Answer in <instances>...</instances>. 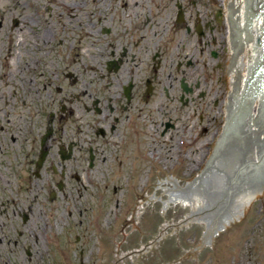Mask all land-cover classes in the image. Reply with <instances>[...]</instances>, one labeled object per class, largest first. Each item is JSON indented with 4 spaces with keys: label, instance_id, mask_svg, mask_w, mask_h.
<instances>
[{
    "label": "rangeland",
    "instance_id": "1",
    "mask_svg": "<svg viewBox=\"0 0 264 264\" xmlns=\"http://www.w3.org/2000/svg\"><path fill=\"white\" fill-rule=\"evenodd\" d=\"M210 6L215 0H0V264H264V193L194 249L199 222L166 221L188 204L163 202L160 210L157 198L149 202L153 177H175L179 186L193 172L187 157L213 140L219 113L207 118L213 112L205 94L222 97L214 48L222 22L210 19ZM197 23L213 35L197 38ZM103 27L128 34L105 38ZM107 42H130L135 54L109 76L99 57ZM159 49L161 64L152 60ZM130 76L131 150L120 161L110 148L109 159L88 170L82 131L92 116L83 103L118 98ZM51 115L54 136L40 171V139ZM70 141L80 145L59 162L57 148ZM49 165L56 173H45Z\"/></svg>",
    "mask_w": 264,
    "mask_h": 264
},
{
    "label": "water",
    "instance_id": "2",
    "mask_svg": "<svg viewBox=\"0 0 264 264\" xmlns=\"http://www.w3.org/2000/svg\"><path fill=\"white\" fill-rule=\"evenodd\" d=\"M215 2L216 6H210V19L215 23L222 22V35L216 34L217 44L214 47L219 48L222 97L212 100V92L205 94L213 112V114H207V118L219 113L213 129V140H207L204 148L195 151L193 157H187V170H193V172L188 179L179 180V186L174 183L175 177L170 176L153 177V186H148L155 193L149 197V202H154L157 198L156 208L160 210L163 202L188 204L174 221H166L170 226L199 222L191 249L206 245L210 232L220 226L226 227L227 221L238 219L243 205H249L250 198L264 193V159L260 162L259 154L256 153L253 156L256 152L255 147L264 148V145L259 142L257 144V135L247 130L245 123L244 125L236 123V130L232 128L234 132L230 134V140L224 141V144L216 150L215 156L212 146L214 141L215 146L218 143L219 132L223 131L224 117L232 106L233 97H229V80L231 79V91H233L234 73L230 77L226 74V59L223 52V49L225 51L227 46L229 47L227 32L229 42L232 38L231 24L228 19L230 8L235 9L233 16L237 22L244 25L243 32L246 37L242 58L243 69L234 92V103L236 104V99L242 93L249 103L248 108L251 107V119L258 115L259 100L262 99V95L257 93L252 96L249 92L254 88L262 91V86L255 80V83H258L257 86L253 83L254 88L250 87L247 90L246 81L252 70V67L249 69L247 67L252 60L258 61V50L261 55H264V38H260V43L257 41V46L254 39L255 32H260L264 36V0H215ZM217 11L226 15L229 31L224 17L220 15V20L216 19ZM248 13L249 20L246 16ZM260 73L263 74L264 71ZM259 77L264 81V75ZM261 94H264V91ZM249 98L252 102L254 101L253 104ZM226 100L229 105L224 109L223 102ZM261 117H264V103L261 105ZM235 121L240 120L236 118ZM250 128L255 131L257 125L253 123ZM51 133L52 130L49 127L43 138V144L50 138ZM262 135L264 140V133ZM45 155L46 152L41 153L38 168L44 162ZM252 160L259 161V164H252ZM246 165L247 167L243 169ZM223 191L226 192L225 196Z\"/></svg>",
    "mask_w": 264,
    "mask_h": 264
},
{
    "label": "flooded vegetation",
    "instance_id": "3",
    "mask_svg": "<svg viewBox=\"0 0 264 264\" xmlns=\"http://www.w3.org/2000/svg\"><path fill=\"white\" fill-rule=\"evenodd\" d=\"M110 22L114 23V20L110 19ZM207 27H209L208 24L204 25L203 28L207 29ZM100 34L105 38L114 36L116 41H121L126 38L128 32H118L116 30L113 32V29L103 27L100 29ZM208 35L212 36V31L203 32L202 38H207ZM212 40L214 42V38H212ZM132 45L133 44L130 42L122 45H114L111 44V42H107V45L101 47L99 57L102 59L104 71L107 76L117 73V71L120 70L125 63L133 62L135 54L130 53ZM159 53L160 54L155 53L152 60L156 61V58H159L157 62L161 64L164 61L159 56L162 55L161 49H159ZM65 73L66 72H62L61 75L64 78L70 79L69 82L75 83L77 81L71 72L67 74ZM56 75V77H58V74ZM128 84L130 85L129 94L126 95L125 87L128 86ZM56 90L58 91V88ZM133 90L134 85L126 82L120 87L118 98H115L114 96L107 99L104 103H102L101 99L91 98L88 100L90 101L88 104L86 102L83 103L84 112L92 116V118L87 116L89 120H92V122L86 125V132L82 131V134L85 137H88V141L85 143L87 147L84 154L86 156L85 160L89 164L102 158L104 160L109 159L106 157L105 153L110 151V148L114 151L115 160L119 159L120 161L121 158L126 157V154H123V151L128 152L131 150L130 141L132 138V130L135 129L136 123L134 122V117L128 114L130 112V106L132 107ZM124 115H126V121L122 124ZM63 145H60L56 151L59 162H64L69 157L71 158L73 149L80 144L70 141L65 146ZM45 170H52L53 173H56V168L53 165H49V168ZM59 171L61 173L60 176L63 177V167L60 168Z\"/></svg>",
    "mask_w": 264,
    "mask_h": 264
}]
</instances>
